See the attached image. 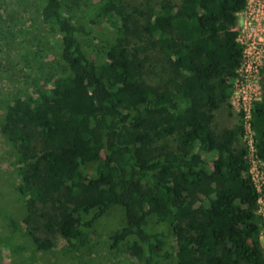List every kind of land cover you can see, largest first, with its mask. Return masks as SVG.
<instances>
[{"label":"trees","instance_id":"trees-1","mask_svg":"<svg viewBox=\"0 0 264 264\" xmlns=\"http://www.w3.org/2000/svg\"><path fill=\"white\" fill-rule=\"evenodd\" d=\"M32 1L42 26L0 29L26 74L0 99L19 178V201L1 205L17 217L0 222V264H32L25 251L47 254L57 236L82 253L114 206L121 223L102 244L129 264H264L244 113L230 103L246 0H89L87 15L79 0ZM260 81L250 127L264 162V66Z\"/></svg>","mask_w":264,"mask_h":264},{"label":"rangeland","instance_id":"rangeland-1","mask_svg":"<svg viewBox=\"0 0 264 264\" xmlns=\"http://www.w3.org/2000/svg\"><path fill=\"white\" fill-rule=\"evenodd\" d=\"M35 5H37V3L32 0H28L27 5L23 3V0H0V29L1 26L5 24H11L12 26L16 25L14 27L15 30L20 27L26 29L32 28L34 30L35 26L39 25L38 23L33 22L34 16L32 15L36 14ZM92 9L93 6L89 0H79L78 9L76 10L78 14H88L90 13L89 10ZM40 26H42V24L39 25V27ZM48 36L53 37L52 35ZM91 42L92 44L90 42L89 43L91 46H94V48L99 47V44L94 42L92 39ZM14 53V51L7 47L0 52V99L10 96L11 94H15L16 91H19L20 86L26 77L24 69L16 63V57H14ZM24 84L26 83L24 82ZM255 86L257 88L252 96L255 95L256 98L253 101L257 102L262 99L263 93L260 81V73L256 78ZM224 119L225 118H222V120ZM230 120H232V118L227 121ZM241 141H243V138H241ZM18 182L19 178L12 169L10 163L9 147L0 134V197H2V202L0 201V222L4 221L5 218L3 215L5 214L12 213L17 217V213L15 214V212H13L14 210H12V205L10 206L9 204V208L5 207L9 203V198L12 200L19 199L13 193V189ZM14 200L13 202H15ZM3 203L6 205L4 208L1 207ZM121 218V207H112L106 215L98 220V223L95 226V237H98L96 245L88 247L87 249L83 250L82 253L76 251H71L68 253L63 252L61 248L64 246V240L60 236H57L54 239L55 250L44 254L37 251L30 253L31 249H27L23 255H29L30 257L32 256V262H30L32 264H129V258L125 259L123 257L122 249L117 251V257H113L111 254H107L105 252L104 246L102 244V240L106 238L107 233L116 227L118 223H121ZM3 229V227L0 228V233L3 232ZM260 246L264 252V236L260 237Z\"/></svg>","mask_w":264,"mask_h":264},{"label":"built area","instance_id":"built-area-1","mask_svg":"<svg viewBox=\"0 0 264 264\" xmlns=\"http://www.w3.org/2000/svg\"><path fill=\"white\" fill-rule=\"evenodd\" d=\"M236 41L241 48V60L236 68L237 77L233 82L230 103L237 111H242L244 125V144L249 164V173L258 193L257 212L261 216L260 237L264 236V201L262 182L264 162L254 151L250 127L251 110L256 97V78L264 66V0H246L242 9L237 11ZM253 101V102H252Z\"/></svg>","mask_w":264,"mask_h":264}]
</instances>
